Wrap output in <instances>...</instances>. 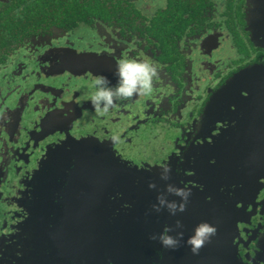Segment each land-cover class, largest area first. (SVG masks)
Listing matches in <instances>:
<instances>
[{"label":"flooded vegetation","instance_id":"obj_1","mask_svg":"<svg viewBox=\"0 0 264 264\" xmlns=\"http://www.w3.org/2000/svg\"><path fill=\"white\" fill-rule=\"evenodd\" d=\"M124 57L159 65L160 79L101 115L86 95L98 74L115 84ZM248 71L257 77L239 82ZM257 123L264 130V0H0V264L30 255L34 210L69 219L76 175L55 173L66 183H51L49 204L38 176L54 150L86 140L131 166H170L164 185L190 189L187 211L221 209L215 219L236 231L211 264H264V152L254 174L234 149Z\"/></svg>","mask_w":264,"mask_h":264},{"label":"water","instance_id":"obj_2","mask_svg":"<svg viewBox=\"0 0 264 264\" xmlns=\"http://www.w3.org/2000/svg\"><path fill=\"white\" fill-rule=\"evenodd\" d=\"M259 8L257 5L252 12L255 21H259L262 13ZM251 77H257L255 71L245 72L237 80L242 83ZM256 126L257 130L238 132L234 137V149L241 151L239 157L244 160L242 166L250 168L246 170L248 173L255 168L254 174L260 171L264 152V130H260L258 123ZM160 169L131 166L89 140L73 141L54 150L42 165L38 178L48 193V202L52 199L51 183L55 180L66 183V179H55V173L76 175L68 179L75 189L65 193L69 219L63 223L50 220L55 212L49 202V207L34 210L32 226L38 235L26 247L25 253L30 255L21 259V264H211L214 255L223 251L219 238L232 233L234 236L236 225L229 221L219 223L215 216L223 214L221 209L205 208L202 204L176 216H170L167 210L155 212L152 206L157 195L166 189ZM251 177L249 174L246 179ZM152 183L157 185L156 189L149 187ZM178 219L183 228L177 231L183 232V239L175 250L165 249L159 240L150 239L166 226L174 227ZM165 220H169L168 225ZM204 221L215 225L217 234L198 254H193L186 241L196 225Z\"/></svg>","mask_w":264,"mask_h":264},{"label":"clouds","instance_id":"obj_3","mask_svg":"<svg viewBox=\"0 0 264 264\" xmlns=\"http://www.w3.org/2000/svg\"><path fill=\"white\" fill-rule=\"evenodd\" d=\"M162 69L159 65L147 60L124 57L117 61L114 76L116 83L98 74L92 80L86 100L91 103L95 112L103 115L115 108L119 104L131 101L134 97L141 95H151L154 88V82L158 81ZM172 169L164 165L160 169V179L167 182L171 180ZM151 189H156L157 185H149ZM178 197L179 200H170L169 196ZM191 197L190 189L177 186L174 183H167L165 191L159 192L156 203L152 208L155 212L167 210L170 216H176L187 210V205ZM183 224L179 219L176 220L175 226H166L162 233L153 235L150 239L159 240L165 249L175 250L180 246L183 239V232L177 231L182 229ZM176 232V235L171 233ZM217 234L215 225L204 221L196 225L192 235L189 236L186 243L190 246L193 254H198L201 247Z\"/></svg>","mask_w":264,"mask_h":264},{"label":"rangeland","instance_id":"obj_4","mask_svg":"<svg viewBox=\"0 0 264 264\" xmlns=\"http://www.w3.org/2000/svg\"><path fill=\"white\" fill-rule=\"evenodd\" d=\"M256 22H258V21H256ZM141 169V168H140Z\"/></svg>","mask_w":264,"mask_h":264}]
</instances>
